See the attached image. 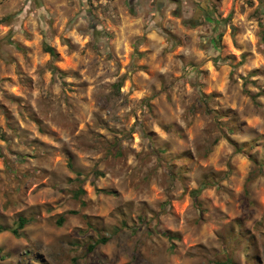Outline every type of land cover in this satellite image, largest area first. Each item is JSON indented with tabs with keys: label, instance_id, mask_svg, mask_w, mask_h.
Wrapping results in <instances>:
<instances>
[{
	"label": "rangeland",
	"instance_id": "obj_1",
	"mask_svg": "<svg viewBox=\"0 0 264 264\" xmlns=\"http://www.w3.org/2000/svg\"><path fill=\"white\" fill-rule=\"evenodd\" d=\"M20 217L0 264H264V0H0Z\"/></svg>",
	"mask_w": 264,
	"mask_h": 264
},
{
	"label": "trees",
	"instance_id": "obj_2",
	"mask_svg": "<svg viewBox=\"0 0 264 264\" xmlns=\"http://www.w3.org/2000/svg\"><path fill=\"white\" fill-rule=\"evenodd\" d=\"M48 50L51 52V54H54V49L52 47H48ZM84 192V189L79 188L77 190L74 191V195L76 197H80V195ZM196 192V191H194ZM196 196V195H195ZM75 212V211H72ZM60 223L63 222V217L60 218L59 220ZM28 223V219L26 217H20L19 220L17 221V223L12 226V227H7L4 225H0V233L5 231V230H10L13 232V234H15L16 236H21L22 235V229L24 228V226ZM164 234L169 237V238H173V235H170L169 233L164 232ZM108 237L107 236H103L97 239V241L94 244H90L89 245V249L92 250L96 247V245L100 244V243H106L108 241ZM227 263L229 264H236L232 258H228L227 259Z\"/></svg>",
	"mask_w": 264,
	"mask_h": 264
}]
</instances>
